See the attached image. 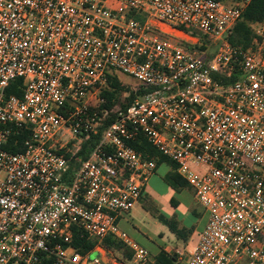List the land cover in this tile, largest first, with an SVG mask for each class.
<instances>
[{
    "label": "built area",
    "instance_id": "obj_1",
    "mask_svg": "<svg viewBox=\"0 0 264 264\" xmlns=\"http://www.w3.org/2000/svg\"><path fill=\"white\" fill-rule=\"evenodd\" d=\"M251 1L0 0V264H155L119 226L158 166L130 144L140 132L207 213L179 260L264 264V21L254 45L229 40ZM191 28L217 42L212 57ZM119 73L143 93L107 124L96 107ZM16 78L22 96L8 93ZM101 128L73 169L58 148L76 139L77 151ZM20 132L24 148L12 151ZM74 231L99 242L113 235L132 257L101 243L83 253Z\"/></svg>",
    "mask_w": 264,
    "mask_h": 264
},
{
    "label": "trees",
    "instance_id": "obj_2",
    "mask_svg": "<svg viewBox=\"0 0 264 264\" xmlns=\"http://www.w3.org/2000/svg\"><path fill=\"white\" fill-rule=\"evenodd\" d=\"M137 19L144 21L145 15L133 14ZM264 21V0H252L243 12L241 19L234 25L229 34V40L232 45L248 48L254 45L256 39V33L254 24ZM189 32L199 35L200 38L206 36L200 34V32L194 28L188 29ZM261 38H259L260 40ZM198 47V46H197ZM199 49H205L204 45H199ZM237 74L233 76L231 80L237 78ZM23 78H16L10 85L8 93H16L18 96H22V89L20 88ZM127 92L126 96H123L124 92ZM143 91L135 93L129 89V85L123 84L118 75L111 77L108 86L105 87L101 95L105 98V102L97 105V109L103 116V110H107L108 113L105 116V123L113 121L116 117L117 111L125 108L137 95H142ZM103 129L97 134H91L88 138L84 139L80 143V148L74 151V144L78 140H70L67 146L59 147L58 152L68 159L72 163L73 169L78 166L83 160H85L93 147L99 142ZM28 138V132H20L18 135H14L11 142L8 143V147L12 151H21L24 147V141ZM14 141H17V145H13ZM130 144L139 152L143 154L146 159L155 160L157 164L167 162L172 165V170L167 174L166 179L175 187H187L188 182L177 171V165L167 156H165L160 150H158L147 138V136L140 132ZM143 197V196H142ZM141 197V199H142ZM140 199V200H141ZM146 208V206H145ZM162 223L169 226L170 230L177 235L178 238L186 240L191 234L192 229L180 228L178 222L174 219L167 218L163 214L157 211L146 208ZM196 213V211H195ZM101 245L114 253H120L123 258H131L132 250L120 239L113 235H108L102 242L97 239H91L82 235L79 231H74L72 244L81 252H92L96 246ZM179 255L177 252H171L162 247L160 251L155 255V264H177L179 262ZM46 260H43V264H47Z\"/></svg>",
    "mask_w": 264,
    "mask_h": 264
},
{
    "label": "rangeland",
    "instance_id": "obj_3",
    "mask_svg": "<svg viewBox=\"0 0 264 264\" xmlns=\"http://www.w3.org/2000/svg\"><path fill=\"white\" fill-rule=\"evenodd\" d=\"M165 36L180 40L174 34ZM199 44L205 46L203 53L207 58L212 57L216 52L217 42L208 37L201 38ZM197 46L199 47V45ZM119 76L123 84L137 83V80L129 75L119 73ZM168 169L169 164L167 162L159 165L147 190V198L144 199L143 203H138V206L126 216L125 220L120 222L119 226L132 240L153 253L157 252L159 245L167 247L171 252L181 250L188 253L197 242L198 234L194 230L204 223L205 217L203 218V216L205 214L201 216L202 205L197 200L195 191L190 185L175 188L166 179ZM145 206L167 218L176 220L180 228L192 229L191 234L186 240L178 238L168 225L160 222ZM195 211L199 212L200 215L196 214ZM106 254L110 255L107 251ZM112 254L121 257L120 253L113 252ZM243 263L244 260L239 264ZM177 264H185V262L179 260Z\"/></svg>",
    "mask_w": 264,
    "mask_h": 264
},
{
    "label": "crops",
    "instance_id": "obj_4",
    "mask_svg": "<svg viewBox=\"0 0 264 264\" xmlns=\"http://www.w3.org/2000/svg\"><path fill=\"white\" fill-rule=\"evenodd\" d=\"M168 164H169V163H168ZM159 165H160V164H159ZM159 165L157 166V169H158ZM157 169H156V172H157ZM171 170H172V165L169 164V169L167 170V174H168ZM156 172H155V173L151 176V178L149 179V181H148V183H147V185H146V187H145V189H144L143 197H142L141 201L139 202V204L143 203L144 199L147 198V190H148V188H149V185H150L151 181L154 179V177H155V175H156ZM137 206H138V205H136L133 209H135ZM133 209H132V211H133ZM132 211H131V212H132ZM131 212H130V213H131ZM196 214L200 215L199 212H196ZM202 214H203V215L205 214V215L203 216V218L205 217V219H204L205 221H204V223H203L198 229L195 228V230H194V232H196V233L198 234V237H199V234H200L201 230L203 229V227H204V225H205V223H206V220H207V213H206V211L204 210L203 207H202L201 216H202ZM126 216H127V215H126ZM126 216L122 217V218L119 220V225H120V222H121L122 220H125V219H126ZM194 232H193V233H194ZM197 240H198V239H197ZM162 246H163V245H159V249L157 250V252H155V253L151 252V253L155 256V255L160 251V249L162 248ZM165 249L168 250L167 247H165Z\"/></svg>",
    "mask_w": 264,
    "mask_h": 264
},
{
    "label": "water",
    "instance_id": "obj_5",
    "mask_svg": "<svg viewBox=\"0 0 264 264\" xmlns=\"http://www.w3.org/2000/svg\"><path fill=\"white\" fill-rule=\"evenodd\" d=\"M100 256V253L99 252H94L93 254H92V256ZM105 260V259H104Z\"/></svg>",
    "mask_w": 264,
    "mask_h": 264
}]
</instances>
